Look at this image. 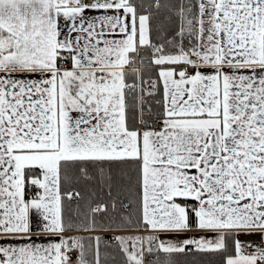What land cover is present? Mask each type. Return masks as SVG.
<instances>
[{"label":"snow or ice","instance_id":"snow-or-ice-1","mask_svg":"<svg viewBox=\"0 0 264 264\" xmlns=\"http://www.w3.org/2000/svg\"><path fill=\"white\" fill-rule=\"evenodd\" d=\"M0 264H264V0H0Z\"/></svg>","mask_w":264,"mask_h":264}]
</instances>
